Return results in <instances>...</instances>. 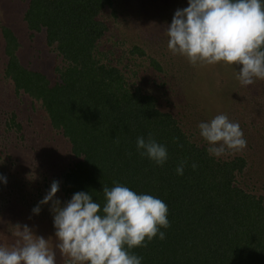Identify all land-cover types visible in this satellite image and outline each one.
Here are the masks:
<instances>
[{"label":"trees","instance_id":"1","mask_svg":"<svg viewBox=\"0 0 264 264\" xmlns=\"http://www.w3.org/2000/svg\"><path fill=\"white\" fill-rule=\"evenodd\" d=\"M110 7V0L30 1L27 26L45 28L47 44L68 63L58 71L61 82L52 87L19 65L15 38L2 31L10 58L6 74L40 102L52 125L69 138L73 153L83 156L67 175L70 193L89 192L103 206V186L120 183L162 199L170 227L161 229L164 240L134 249L143 264H264V197L233 184L244 161H216L205 149L189 145L169 115L152 106L142 110L150 99L129 90L116 68L93 59L107 31L100 17ZM150 133L167 147L162 167L136 151L137 137ZM185 160L179 176L175 169Z\"/></svg>","mask_w":264,"mask_h":264},{"label":"rangeland","instance_id":"2","mask_svg":"<svg viewBox=\"0 0 264 264\" xmlns=\"http://www.w3.org/2000/svg\"><path fill=\"white\" fill-rule=\"evenodd\" d=\"M31 0H0V244H15L17 225H28L38 236L55 244L51 205L39 215L32 209L59 181L57 198L71 199L67 175L83 159L72 150L61 128L52 125L47 111L22 89H17L6 72L8 30L15 38L13 55L20 66L38 73L52 87L60 83V69L68 66L55 45H48L46 30L33 31L25 13ZM111 7L101 15L107 26L93 50L98 64L122 73L132 92L150 100L147 106L169 115L189 145L207 149L198 124L218 114L238 122L247 147L230 152L216 161L242 159L244 166L234 174L233 184L243 192L264 197V80L242 86L237 70L223 64L193 66L185 57L173 55L164 33L177 9L187 0H110ZM146 114V113H144ZM142 115L141 117H143ZM208 154V152L206 151ZM57 264L66 260L57 250Z\"/></svg>","mask_w":264,"mask_h":264},{"label":"clouds","instance_id":"3","mask_svg":"<svg viewBox=\"0 0 264 264\" xmlns=\"http://www.w3.org/2000/svg\"><path fill=\"white\" fill-rule=\"evenodd\" d=\"M177 9L164 33L173 55L190 64H223L237 70L242 86L264 80V0H187ZM209 156L220 158L247 147L238 122L218 114L198 124ZM175 142V138H174ZM136 151L156 166H164L169 154L166 145L150 133L136 139ZM188 162L181 161L175 172L184 174ZM193 170L197 168L192 163ZM7 177L0 174V184ZM59 181L32 209L39 215L44 205L50 212L55 244L36 235L28 225H17L15 244H0V264H57V250L66 264H143L134 249L147 247L153 239L164 240L170 221L168 206L151 194L137 193L126 185L103 186L101 206L89 192L78 191L62 203L57 198Z\"/></svg>","mask_w":264,"mask_h":264}]
</instances>
